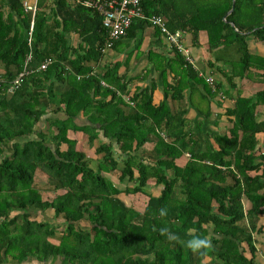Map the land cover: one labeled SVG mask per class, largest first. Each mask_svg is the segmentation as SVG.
Masks as SVG:
<instances>
[{
    "label": "trees",
    "instance_id": "obj_1",
    "mask_svg": "<svg viewBox=\"0 0 264 264\" xmlns=\"http://www.w3.org/2000/svg\"><path fill=\"white\" fill-rule=\"evenodd\" d=\"M232 4L142 0L144 12L164 17L171 31L183 29L196 42L205 31L211 49L234 48L236 57L225 60L229 81L256 72L263 84L251 96H236L226 111L228 132L212 135L215 148L189 135L183 111L154 102L155 83L129 95V81L118 75L117 64H105L108 31L98 10L72 0H37L33 13L24 0H0V264L31 258L204 264L206 257L208 264H257L255 234L264 232L258 225L264 214V116L258 109L264 107V55L251 42L264 44V0H235L226 16ZM146 26L147 20L135 19L121 39ZM29 53L30 72L8 95ZM174 54L168 65L178 78L165 94L181 97L192 81L214 94L183 54L176 48ZM46 58L53 61L40 70ZM71 132H83L89 145L97 141L96 158L78 147ZM153 137L151 161L141 147ZM186 152L190 156L179 163ZM39 171L52 198L43 197ZM114 174L118 183L110 178ZM149 183L160 185V194L147 192ZM137 193L147 196L143 209L121 196ZM50 209L54 218L46 213ZM35 211L43 213L42 220L33 218ZM58 218L61 224L54 223Z\"/></svg>",
    "mask_w": 264,
    "mask_h": 264
},
{
    "label": "crops",
    "instance_id": "obj_2",
    "mask_svg": "<svg viewBox=\"0 0 264 264\" xmlns=\"http://www.w3.org/2000/svg\"><path fill=\"white\" fill-rule=\"evenodd\" d=\"M69 38L73 42L74 33H70ZM252 43V49L264 55L262 43ZM184 44L196 60L199 76L205 78L207 75H212L216 84L222 83L221 89L216 88L214 94L209 95L205 90L204 84L195 83V81H192L193 85L191 87L184 89L181 97L173 98V91H170L169 95L165 94L166 85L175 84L178 78V75L168 65L175 57L174 49L165 37L151 26H146L132 37L121 39L116 46L107 50L105 52V64L110 66L117 64L118 75H124L126 81H129L127 86L129 95L155 83L154 102L159 104L162 101H166L173 113L183 111L184 117H186L185 130L189 135L198 140L202 147L210 144L216 148L218 145L212 135L227 133L232 125L226 114L227 108L234 106L235 98L238 94L251 96L262 89L263 84L256 72L251 78L239 79L236 77L229 81L228 77L231 71L228 65H225V60L231 59L234 54V48L228 49L227 52L223 48L211 49L208 35L205 31L199 33L197 42L193 40L192 34L187 32ZM258 109L259 116L262 118L264 116L263 105H260ZM70 134L78 139V147H82L90 158H96L94 150L97 141L93 142V145H89L88 139L83 132L76 134L71 132ZM156 141V137H153L141 147L143 157L149 158L151 161L155 159L154 147L157 143ZM189 156L188 152L184 153L178 159V162L184 163ZM115 176L116 174L113 175L114 178ZM148 187L147 192L154 195H158L161 192L160 185L149 183ZM151 188H154L155 192H151ZM123 195L125 194L121 196L123 197ZM144 196L147 197L146 195ZM37 213L42 214L43 219L44 215L41 211H35L32 216ZM258 225L262 226L264 230V214L259 216ZM255 237L258 240L256 243L258 252L255 260L257 264H264V254L261 251L264 246V232L258 236L255 234ZM210 262V257H206L203 260L204 264ZM6 264H62V262L60 258L48 262H41L31 258L21 263L10 259Z\"/></svg>",
    "mask_w": 264,
    "mask_h": 264
},
{
    "label": "built area",
    "instance_id": "obj_3",
    "mask_svg": "<svg viewBox=\"0 0 264 264\" xmlns=\"http://www.w3.org/2000/svg\"><path fill=\"white\" fill-rule=\"evenodd\" d=\"M36 1L32 3L24 1L27 9H32L33 13L36 11ZM83 4L91 9L98 10L103 15V25L107 28L108 38L102 47V51L106 52L114 47L117 40L126 36L130 26L135 19L147 20L151 27L158 29L160 33L165 37L170 46L173 49H177L183 54L187 63H189L195 70H198V65L195 58L191 55L190 51L184 44V38L186 31L178 29L171 31L166 23V19L159 15H147L144 12L142 6V0H72ZM34 22L32 21L29 31V44H31L32 33H33ZM31 60V53L25 61L23 70L11 81L9 87L6 90L8 95L13 94L24 81L25 76L30 72L28 68L29 61ZM52 58H46L39 66L40 70H46L52 63ZM96 69L91 73L95 74ZM80 77V75H79ZM205 80L216 89L215 79L212 75L205 76ZM103 85H107L102 81ZM125 100L131 105H135V102L128 95H123Z\"/></svg>",
    "mask_w": 264,
    "mask_h": 264
},
{
    "label": "rangeland",
    "instance_id": "obj_4",
    "mask_svg": "<svg viewBox=\"0 0 264 264\" xmlns=\"http://www.w3.org/2000/svg\"><path fill=\"white\" fill-rule=\"evenodd\" d=\"M24 1H29V0H24ZM32 3H34V0H30ZM251 45L253 46V43L251 42ZM263 46H264V44H262ZM236 54L234 53L233 55H232V57H236L235 56ZM229 67V66H228ZM45 126V125H44ZM92 157H95V156H92ZM110 178L112 179V181L113 182H115V183H118V181H117V175L115 176V178L113 177V176H111L110 175ZM37 180H38V182L40 181H42V184L41 185H39L40 186V188L42 189V194H43V197L46 199V198H52L54 195H55V193L54 192H50V191H48L47 189H45V181L47 180L46 179V176L42 173V172H40L39 171V173H38V176H37ZM121 186L122 187H124V183L123 184H121ZM149 189V187L147 186L146 187V190H148ZM151 192H155V189L153 188H151ZM57 193H59V192H57ZM145 194H142V193H137V194H130V195H123V199L125 200V202L128 204V205H133V206H135L136 208H138V209H143V207H144V205H145V203H146V197L144 196ZM47 215L49 216V217H52V218H54V212H53V210L52 209H50V210H47ZM33 218H37V219H39V220H42V214H40V213H37L36 215H34L33 216ZM54 221V223L55 224H61V222H63L62 221V219L61 218H58V219H54L53 220ZM83 225L84 226H86L87 225V223H83Z\"/></svg>",
    "mask_w": 264,
    "mask_h": 264
},
{
    "label": "water",
    "instance_id": "obj_5",
    "mask_svg": "<svg viewBox=\"0 0 264 264\" xmlns=\"http://www.w3.org/2000/svg\"><path fill=\"white\" fill-rule=\"evenodd\" d=\"M234 7H235V0H233L232 7H231V9L227 12L226 16L229 15V14L234 10ZM226 16H225V18H226ZM231 24L234 26V23H233V22H232Z\"/></svg>",
    "mask_w": 264,
    "mask_h": 264
},
{
    "label": "clouds",
    "instance_id": "obj_6",
    "mask_svg": "<svg viewBox=\"0 0 264 264\" xmlns=\"http://www.w3.org/2000/svg\"><path fill=\"white\" fill-rule=\"evenodd\" d=\"M204 243H207V244H210L211 242L210 241H207V240H205V241H203Z\"/></svg>",
    "mask_w": 264,
    "mask_h": 264
}]
</instances>
